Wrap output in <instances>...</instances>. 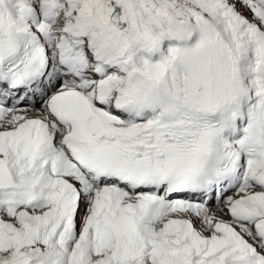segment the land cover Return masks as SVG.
Listing matches in <instances>:
<instances>
[{
	"label": "snow or ice",
	"instance_id": "6c2138e0",
	"mask_svg": "<svg viewBox=\"0 0 264 264\" xmlns=\"http://www.w3.org/2000/svg\"><path fill=\"white\" fill-rule=\"evenodd\" d=\"M0 264H264V0H0Z\"/></svg>",
	"mask_w": 264,
	"mask_h": 264
}]
</instances>
